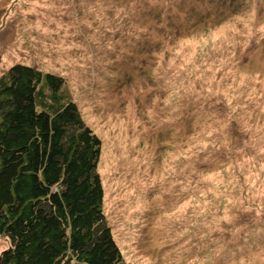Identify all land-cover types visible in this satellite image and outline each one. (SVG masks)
<instances>
[{
  "label": "rangeland",
  "instance_id": "374dc122",
  "mask_svg": "<svg viewBox=\"0 0 264 264\" xmlns=\"http://www.w3.org/2000/svg\"><path fill=\"white\" fill-rule=\"evenodd\" d=\"M0 59L66 77L126 264H264L263 0H0Z\"/></svg>",
  "mask_w": 264,
  "mask_h": 264
},
{
  "label": "trees",
  "instance_id": "16d2710c",
  "mask_svg": "<svg viewBox=\"0 0 264 264\" xmlns=\"http://www.w3.org/2000/svg\"><path fill=\"white\" fill-rule=\"evenodd\" d=\"M68 84L23 64L0 77V264H126L104 211L102 139Z\"/></svg>",
  "mask_w": 264,
  "mask_h": 264
},
{
  "label": "water",
  "instance_id": "95a60500",
  "mask_svg": "<svg viewBox=\"0 0 264 264\" xmlns=\"http://www.w3.org/2000/svg\"><path fill=\"white\" fill-rule=\"evenodd\" d=\"M0 61H1V59H0Z\"/></svg>",
  "mask_w": 264,
  "mask_h": 264
}]
</instances>
